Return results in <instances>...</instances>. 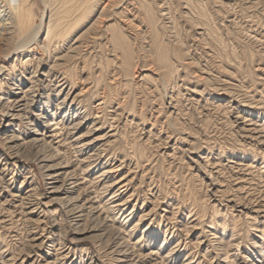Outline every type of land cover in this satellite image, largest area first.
Instances as JSON below:
<instances>
[{
    "label": "bare ground",
    "instance_id": "obj_1",
    "mask_svg": "<svg viewBox=\"0 0 264 264\" xmlns=\"http://www.w3.org/2000/svg\"><path fill=\"white\" fill-rule=\"evenodd\" d=\"M93 1L41 0L46 9L43 18L33 12V0H0V230L20 245L11 246L0 236V264H172L176 259H181L178 264H203L198 257H207L208 264H239L235 257L249 261L254 253L261 258L257 264H264V203L250 207L233 195L225 196L229 203L225 211L233 208L238 214L232 217L230 233L225 219L220 231L210 216V237L195 236L197 245L207 246L200 256L189 247L191 239L183 242L178 235L191 226L165 227L158 245L160 220L150 217V209L128 223L135 205L129 213L126 210L136 197L135 189L126 194L128 173L141 166V158L136 155L133 163L127 155L115 159L121 143L113 121L119 114L113 111L107 117L109 97L99 94L100 80L78 87L68 64L80 54L82 44L81 34L70 36L72 29L87 16ZM188 2L184 0L185 7ZM136 3L147 14L144 0ZM101 8L96 18L106 5ZM108 26L103 38L113 51H121L125 73L132 75L133 56L126 36ZM40 31H44L43 43L38 40ZM153 43L155 69L170 77L165 48L156 38ZM88 95L97 100L95 106L84 103ZM236 117L242 118L239 129L244 135L264 144V124L239 113ZM242 157L225 159L231 167L235 164L233 168L249 165ZM220 161L218 154L213 155L206 169L212 176V201L219 205L222 185L214 176L224 167ZM242 213H252L251 220L260 219L263 226L244 251L234 226Z\"/></svg>",
    "mask_w": 264,
    "mask_h": 264
},
{
    "label": "rangeland",
    "instance_id": "obj_2",
    "mask_svg": "<svg viewBox=\"0 0 264 264\" xmlns=\"http://www.w3.org/2000/svg\"><path fill=\"white\" fill-rule=\"evenodd\" d=\"M188 1L185 7L184 0H144L146 14L137 0H94L87 16L72 29L70 36L81 34L82 44L80 54L68 64L73 67L76 86L100 80L99 94L109 97L107 117L113 111L119 114L113 121L121 143L115 159L127 155L133 163L134 158H141V166L128 173L131 179L126 194L133 189L136 193L126 210L129 213L135 205L128 223L150 209V217L160 220L158 245L165 227L191 226L186 228L188 234L185 229L178 235L183 242L191 239L189 247L200 256L207 246L205 242L197 245L195 236H208L210 216L220 231L223 219L228 233L233 226L232 217L238 213L233 208L225 211L229 204L225 196L233 195L250 207L264 203V144L244 135L239 129L242 118L236 117L239 113L264 124V0ZM32 10L45 18L41 0H33ZM106 25L125 34L132 50V75L125 73L121 51H113L105 42ZM43 36L40 31V43ZM154 38L165 48L170 77L155 69ZM91 39L94 43L87 45L85 40ZM84 103L95 106L97 100L88 95ZM173 105L176 109L169 107ZM108 128L105 125L104 130ZM217 154L224 164L214 176L222 185L221 205L212 201V176L206 171ZM230 155L243 156L242 162L250 164L233 168L235 164L231 167L226 160ZM253 156L255 162H251ZM198 209L203 211L193 215ZM189 210L192 217L187 218ZM252 217V213H242L234 223L240 251L250 248L253 236L263 227L260 219L254 223ZM121 219L118 216L117 221ZM139 234L141 229L137 237ZM0 236L11 246L19 245L6 230L1 229ZM198 258L208 264L207 257ZM259 259L256 253L249 261L235 257L239 264H257Z\"/></svg>",
    "mask_w": 264,
    "mask_h": 264
}]
</instances>
